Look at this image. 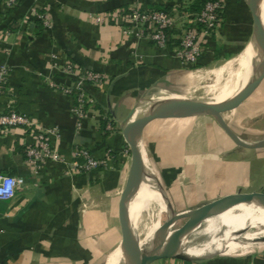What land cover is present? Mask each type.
Here are the masks:
<instances>
[{
  "label": "crops",
  "instance_id": "0c3cea01",
  "mask_svg": "<svg viewBox=\"0 0 264 264\" xmlns=\"http://www.w3.org/2000/svg\"><path fill=\"white\" fill-rule=\"evenodd\" d=\"M2 1L0 67L4 66L8 72L7 90H4V97H0V112L6 104L5 97L9 96L16 111L54 131L52 139L66 160H71L73 146H85L99 158L107 151L111 156L107 157L106 164L91 172L50 163L35 175L24 164V149L33 142L32 134L23 125L0 129V173L23 176L26 182L12 200H0V264H88V258L98 257L95 248L115 247L121 241L118 202L130 163L128 146L120 130L124 118L154 86H170L185 93V85L187 82L190 85L195 69H201L203 83H210L214 78L210 70L227 64L232 73L240 61L246 63L252 57L250 75L237 94L255 76L263 59L253 18L245 0H225L222 21L211 33L193 68L174 56L171 47L162 50L147 39L133 40L125 36L121 32L122 20L107 13L136 6L186 8L194 12L190 7L196 0H19L10 10L4 8ZM32 9L41 13L43 19L34 15ZM92 14L107 15L103 23H97ZM249 47H254L250 48V55ZM66 63L76 64L82 70L101 72L107 78L101 85L87 87L94 101L81 122L72 112V98L49 84L63 79L62 68ZM229 75V72H222L223 78ZM234 111H238L241 120L264 117V76L233 109V114ZM216 123L212 122V127L221 131ZM238 126L245 128L241 123ZM231 129L237 133L234 127ZM196 133L194 136H202ZM192 134L193 131L190 136ZM189 144L193 158L188 154L180 163L185 173L167 177L174 190L173 199L182 206L192 205L196 202L195 195H200L202 185L196 180L198 165L207 169L203 156L198 158L192 152V140ZM212 145L216 149L217 141L213 140ZM242 149L239 156L231 151L228 160H217V163L226 162V166L235 168L229 179L208 180L211 185L232 188L221 196L238 191L258 192L264 182V147ZM244 160L247 166L249 160L261 161L253 175L244 176V172H248ZM257 178L259 183L253 185ZM241 181L253 189H243ZM214 199H206L204 203ZM236 255L190 262L264 264V256ZM163 259L168 260L158 259L150 264L184 262Z\"/></svg>",
  "mask_w": 264,
  "mask_h": 264
},
{
  "label": "built area",
  "instance_id": "2783aa9c",
  "mask_svg": "<svg viewBox=\"0 0 264 264\" xmlns=\"http://www.w3.org/2000/svg\"><path fill=\"white\" fill-rule=\"evenodd\" d=\"M19 0H3L5 9H12ZM225 0H205L200 10L189 12L186 8L163 9L160 7L140 8L138 6L128 10H114L108 12L112 18L122 20L121 32L130 39H147L159 49L172 48L171 53L178 57L185 65L196 67L211 33L218 28L222 21ZM34 15L43 19L41 13L32 9ZM179 13V14H178ZM106 14V15H107ZM106 15L92 14L97 23H103ZM176 29L179 30L176 33ZM7 68L0 67V97L5 95ZM63 79L59 82H49L64 95L72 98V112L81 122L93 106L87 87L101 85L106 82V75L94 70H82L72 63L64 64ZM6 104L0 112V129H7L13 125H23L33 136V142L24 149V164L30 172L37 175L41 168L50 163H60L67 169L76 168L79 172H91L106 164L111 152L107 151L103 158L95 156L85 146H73L71 160L57 149L56 141L52 139L53 130H48L28 115L16 111L9 96L5 97ZM55 134V138L58 139ZM108 157V158H107ZM3 178L22 181L13 188L11 196H0V200H12L26 185L23 176L10 173H0V183Z\"/></svg>",
  "mask_w": 264,
  "mask_h": 264
},
{
  "label": "rangeland",
  "instance_id": "374dc122",
  "mask_svg": "<svg viewBox=\"0 0 264 264\" xmlns=\"http://www.w3.org/2000/svg\"><path fill=\"white\" fill-rule=\"evenodd\" d=\"M218 68H215V70H217ZM198 71H201V69L194 70V72H198ZM188 84L189 83L187 82L185 85L186 88L185 90L187 91L185 93L178 92L170 86L168 87L154 86L148 93L144 95V97L140 100V102L145 99L154 98L155 103L153 105H156L164 102L167 99L190 100V94L188 95L189 92L188 90L190 89L191 82L190 85ZM161 92H164L165 94H169V95L178 96V98L161 99L160 97H158ZM214 99L216 98H213L212 101ZM220 115L224 119V121L228 123L230 128L234 127V129L237 131V133L235 132L234 133L237 134L241 139L248 141L249 139L253 138L256 139L257 141L264 138V117H258V118L244 117L243 120H241V116L239 115L238 111H236V113L234 111L233 114V109L223 111L220 113ZM254 116H256V114ZM212 122L213 124L216 123L213 117L207 113L198 114L195 116H189V115L163 116V117H158L154 119L151 123H149L145 131L142 133V144L144 145L143 147L145 148L146 151L149 172L153 175V178L157 180L159 185L163 188L165 196L170 202L172 206V211L174 213H178V214L182 212L187 213L189 210L202 205L201 203H204L206 199H212V198L217 199L218 197L221 196V194L227 193L232 190V188H229L228 185L225 186L221 184L225 188H220L219 184L216 186L211 185L208 182V180H210V178H214L216 180L218 178L220 180L229 179L231 177L230 174L234 172L235 168H230L226 166V162L217 163V160L219 161L228 160V158H230L229 154L231 151H234L239 156V154H241V151L243 150L242 149L243 146H240L236 142H234V140L219 126L218 127L220 128L221 131H218L217 129L215 130L211 125ZM239 123L243 124L245 128H240L238 126ZM192 131L194 132V134H192L193 136H190V133ZM195 132L201 133L202 136L199 137L197 133H196L197 135L194 136ZM187 134L189 137L187 136ZM174 140H176V143ZM191 140L194 143V145L192 146V148H194L192 152L194 151V154L198 158H202L203 156V159H205L204 164L207 166V169L206 167L198 165V167L196 168L198 170V172H196L197 174L196 180L197 182H200L199 183L200 185H202L200 186V195L199 194L195 195L196 202L193 203L192 205L188 204L182 206L179 205V203H177L173 199L174 190H172L171 184L167 182L168 180L167 177H169L170 175H175V174L181 175L185 173V168L182 167L180 163L184 161L186 155L188 154H190L191 158H193L191 155V151H189L190 149L189 143L191 142ZM213 140L217 141L218 143V147L216 149H214L213 147L215 145H212ZM127 153H128L127 156L130 160L131 153L129 146ZM243 162L245 164L244 168L248 169V172L243 171L245 177H247V175L250 176L253 175L256 170L255 168H257L261 164V161L252 162L249 160L247 166V161L244 160ZM238 178L241 179V176H238ZM259 180L260 179L257 178L255 184L253 185H257L259 183ZM241 183L243 189L245 190L253 189V187L245 186L244 181H241ZM257 191L264 192V182ZM208 195L211 197H208ZM121 202L122 201L120 197L118 202L120 235H121V217H120ZM133 211L135 212L134 203H133ZM167 218H168V212L166 211L162 215V220L165 221ZM187 220H188V216H178L174 218L172 228H176L185 224ZM261 240L264 241V238ZM120 242L121 241H119V243H117L116 244L117 246L115 245V247L99 248V249L95 248L96 251L95 254H97L98 257L88 258L89 262L87 263L104 264L107 259V256H109L110 253H112L115 250L117 253L122 252V245L120 244ZM236 254H244V256H248L249 258H260L264 256V246L262 248H259V250L256 249L253 252H237L231 255L236 257L238 256ZM224 256H228V255L227 254L222 255L221 253H216L211 256H208L207 258H222ZM207 258H200L199 260L196 261L199 262ZM161 260L163 262L168 259H161Z\"/></svg>",
  "mask_w": 264,
  "mask_h": 264
},
{
  "label": "bare ground",
  "instance_id": "6f19581e",
  "mask_svg": "<svg viewBox=\"0 0 264 264\" xmlns=\"http://www.w3.org/2000/svg\"><path fill=\"white\" fill-rule=\"evenodd\" d=\"M255 5L264 23V0H255ZM250 48H247L248 54ZM251 60L252 57L246 63L240 61L238 68L232 73L227 64H222L217 70H210L214 75L210 83L202 82V71H193L188 92L190 100L203 102L212 101L213 98H216L214 100L220 102L229 99L249 77ZM222 72H229L230 75L223 78ZM236 84L240 85L234 89L228 88ZM160 98H178V96L161 92ZM154 103V98L141 101L136 113L146 112ZM143 146L141 138L139 147L144 159L145 172L135 183L131 193L132 197L128 203L130 223L136 238V249L140 256L155 248L156 241L164 233L162 215L166 212L162 195L157 188L153 175L149 172L148 159ZM133 203L135 204V212L133 211ZM263 238L264 205L249 203L238 205L227 211H214L206 214L200 227L182 239V245L186 253L192 257H206L216 253L231 255L237 252L259 250L264 246V241L261 240ZM123 262V253H117L115 250L107 256L104 264H123Z\"/></svg>",
  "mask_w": 264,
  "mask_h": 264
},
{
  "label": "water",
  "instance_id": "95a60500",
  "mask_svg": "<svg viewBox=\"0 0 264 264\" xmlns=\"http://www.w3.org/2000/svg\"><path fill=\"white\" fill-rule=\"evenodd\" d=\"M255 27V35L258 46L263 53V59L259 70L246 86H244L233 97L223 101H203L195 102L192 100L167 99L162 103L152 105L144 113H136L137 104L124 118L121 125V132L126 144L129 146L131 158L128 174L125 180L121 195V245L124 256L123 264H150L155 260L163 258H174L182 261H196L206 257H192L186 253L182 239L198 229L204 216L214 211H227L242 204L257 203L264 205V192H236L226 194L215 200L206 202L187 213H174L172 206L165 196L163 188L155 180L157 188L162 195V199L168 212V218L164 221V233L156 241L155 248L147 251L141 256L138 254L135 245V236L130 223L128 203L131 199L132 189L135 183L145 172V164L139 147V140L145 126L152 120L163 116L210 114L218 125L236 142L243 147H264V139L257 142H248L241 139L221 117L220 113L235 109L246 96L256 87L259 80L264 76V23L255 5V0H245ZM178 216H188L185 224L172 228L174 218ZM169 245V247H167Z\"/></svg>",
  "mask_w": 264,
  "mask_h": 264
},
{
  "label": "clouds",
  "instance_id": "9594fccd",
  "mask_svg": "<svg viewBox=\"0 0 264 264\" xmlns=\"http://www.w3.org/2000/svg\"><path fill=\"white\" fill-rule=\"evenodd\" d=\"M17 183H22V181L3 178L2 183H0V196H11L13 194V188Z\"/></svg>",
  "mask_w": 264,
  "mask_h": 264
},
{
  "label": "trees",
  "instance_id": "16d2710c",
  "mask_svg": "<svg viewBox=\"0 0 264 264\" xmlns=\"http://www.w3.org/2000/svg\"><path fill=\"white\" fill-rule=\"evenodd\" d=\"M204 2H205V0H196L195 3L191 5L190 10L194 11V12L200 10ZM174 141L176 143V140H174ZM166 144H168V143H166ZM183 264H191V262L190 261H184Z\"/></svg>",
  "mask_w": 264,
  "mask_h": 264
}]
</instances>
